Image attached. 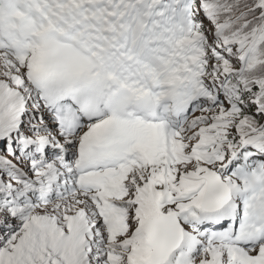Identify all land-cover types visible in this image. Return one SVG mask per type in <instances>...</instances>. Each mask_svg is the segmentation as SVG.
I'll use <instances>...</instances> for the list:
<instances>
[{"label": "snow or ice", "instance_id": "obj_1", "mask_svg": "<svg viewBox=\"0 0 264 264\" xmlns=\"http://www.w3.org/2000/svg\"><path fill=\"white\" fill-rule=\"evenodd\" d=\"M0 264H264V0H0Z\"/></svg>", "mask_w": 264, "mask_h": 264}]
</instances>
